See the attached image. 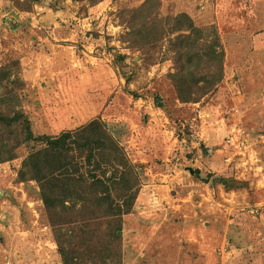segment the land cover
<instances>
[{
	"label": "rangeland",
	"instance_id": "rangeland-1",
	"mask_svg": "<svg viewBox=\"0 0 264 264\" xmlns=\"http://www.w3.org/2000/svg\"><path fill=\"white\" fill-rule=\"evenodd\" d=\"M0 1L8 31L24 17L23 50L0 38V67L19 63L34 136L100 120L137 168L139 193L170 180V194L194 202H175L154 233L137 217L52 227L36 184L18 182L41 145L28 143L0 164V264H264V0H153L162 37L141 46L127 11L146 0ZM40 7L58 16L28 15ZM182 14L216 52L185 69L191 102L174 78L170 20Z\"/></svg>",
	"mask_w": 264,
	"mask_h": 264
},
{
	"label": "trees",
	"instance_id": "trees-1",
	"mask_svg": "<svg viewBox=\"0 0 264 264\" xmlns=\"http://www.w3.org/2000/svg\"><path fill=\"white\" fill-rule=\"evenodd\" d=\"M30 1L34 4L40 0ZM153 3L146 0L141 7L127 11L130 34L141 40L135 42V46L149 43L151 39L158 42L162 37ZM170 21L178 34L173 44L178 67L174 78L183 87L185 102L195 101L184 71L193 63L201 66L216 52L212 46L202 47V30L186 15H178ZM18 65L0 67V164L14 160L15 151L22 145L41 144L22 160L17 176L19 183L36 184L38 198L52 227L118 219L131 214L141 179L124 148L100 120H92L57 136H34L21 105L20 93L25 84L12 69ZM196 89L197 93L205 94L204 88Z\"/></svg>",
	"mask_w": 264,
	"mask_h": 264
},
{
	"label": "crops",
	"instance_id": "crops-1",
	"mask_svg": "<svg viewBox=\"0 0 264 264\" xmlns=\"http://www.w3.org/2000/svg\"><path fill=\"white\" fill-rule=\"evenodd\" d=\"M8 8V7H7ZM4 5H1V1H0V32L3 29V31L5 33H0V38H6L9 39L8 44L10 46V48H14L16 51L21 52L22 49V45H23V39L22 37L24 35H22L20 28V23L21 20L24 18L22 16L21 13L16 12L15 15L17 16V19L15 21V27L12 30H9L5 27L7 25V21H4L3 19L6 18V16H8L9 12ZM43 10V11H37L35 13H31L28 14L31 17L35 16L34 19H37L38 22H47L49 21V14L58 16V13H54L51 12L49 9H45L40 7L39 10ZM53 13V14H52ZM18 15H20L18 17ZM1 41V40H0ZM1 43V42H0ZM20 61H23V58H19ZM1 60V59H0ZM1 66V64H0ZM26 75H23L24 80L27 82V78H25ZM29 82V81H28ZM28 84V83H27ZM31 83L28 84V86H30ZM158 182V181H157ZM161 182V181H160ZM171 181L167 180L165 181V184H158V183H151L148 186H146L145 189V193H139L137 196V200L135 202L133 211L131 214L125 215V216H121L120 219H115L113 218L112 220L114 222H116L118 224V222H123V220H127L130 217H134V218H141L145 221L146 223V227L147 230H151L154 232L158 231V229L160 228L161 225L164 224V221L162 220L163 216L166 215V217L164 218V220L167 218L168 214L171 212H174L172 209L170 210V208H172V205L175 206V202L177 201H186L189 200L192 203H194L191 199V197H186L185 199L182 198V196L177 195V196H173L172 194L169 193L170 188H171ZM9 188H12V192L14 194V196L18 193L14 192V190H19L20 185L18 184H12L10 183ZM22 190V189H21ZM18 196V195H16ZM21 199V197H20ZM178 207H181V205L177 204ZM176 207V206H175ZM8 211L12 212V207L6 205V207ZM123 219V220H122ZM161 219V220H160ZM109 220V219H106ZM132 234V233H131ZM125 236V235H124ZM134 251V250H133ZM139 254H137V256H135L136 260L138 258Z\"/></svg>",
	"mask_w": 264,
	"mask_h": 264
}]
</instances>
